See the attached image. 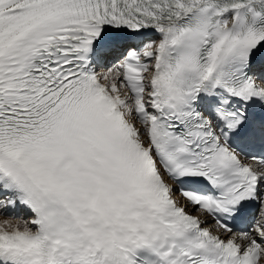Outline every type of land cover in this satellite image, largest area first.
I'll list each match as a JSON object with an SVG mask.
<instances>
[{
	"label": "snow or ice",
	"instance_id": "6c2138e0",
	"mask_svg": "<svg viewBox=\"0 0 264 264\" xmlns=\"http://www.w3.org/2000/svg\"><path fill=\"white\" fill-rule=\"evenodd\" d=\"M0 264H264V0H0Z\"/></svg>",
	"mask_w": 264,
	"mask_h": 264
}]
</instances>
